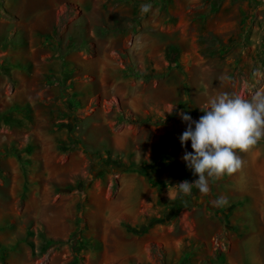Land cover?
Masks as SVG:
<instances>
[{
  "label": "rangeland",
  "instance_id": "1",
  "mask_svg": "<svg viewBox=\"0 0 264 264\" xmlns=\"http://www.w3.org/2000/svg\"><path fill=\"white\" fill-rule=\"evenodd\" d=\"M145 2L0 0V264H264V137L175 185L177 110L264 89V0Z\"/></svg>",
  "mask_w": 264,
  "mask_h": 264
},
{
  "label": "clouds",
  "instance_id": "2",
  "mask_svg": "<svg viewBox=\"0 0 264 264\" xmlns=\"http://www.w3.org/2000/svg\"><path fill=\"white\" fill-rule=\"evenodd\" d=\"M150 8V0H146L140 11L147 13ZM200 111L203 114L193 119L187 112L177 110L185 123L179 143L185 148V143L190 142L191 148L185 149L181 159L195 177L191 182L181 180L175 184L184 195H191L193 188L201 195L207 194L209 178L234 172L241 164L237 150L246 151L264 137V89L254 90L248 98L221 92Z\"/></svg>",
  "mask_w": 264,
  "mask_h": 264
}]
</instances>
